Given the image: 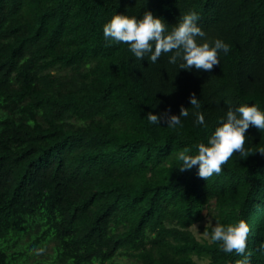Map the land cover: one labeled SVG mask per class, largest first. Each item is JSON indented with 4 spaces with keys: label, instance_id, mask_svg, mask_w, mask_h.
I'll return each mask as SVG.
<instances>
[{
    "label": "trees",
    "instance_id": "obj_1",
    "mask_svg": "<svg viewBox=\"0 0 264 264\" xmlns=\"http://www.w3.org/2000/svg\"><path fill=\"white\" fill-rule=\"evenodd\" d=\"M144 11L169 30L196 11L202 40L231 49L188 71L105 40L114 14ZM244 103L264 109V0H0V264H238L210 241L213 225L203 239L191 228L212 210L250 225L247 257L264 264V156L234 153L206 179L174 159ZM181 105L182 126L147 119ZM246 138L264 145L255 127ZM49 244L53 260L29 262Z\"/></svg>",
    "mask_w": 264,
    "mask_h": 264
},
{
    "label": "clouds",
    "instance_id": "obj_2",
    "mask_svg": "<svg viewBox=\"0 0 264 264\" xmlns=\"http://www.w3.org/2000/svg\"><path fill=\"white\" fill-rule=\"evenodd\" d=\"M198 19L199 14L196 11L186 12L169 30L166 22L161 17L153 15L151 11H144L139 17L116 13L103 24V36L109 43L127 44L129 51L139 60L147 58L148 61L156 63L162 53H170L168 62L177 65L178 69L191 71L195 68L209 71L220 63V53L226 55L231 45L221 38L210 42L202 40L206 34L198 26ZM189 102L197 110L194 112V123L205 125V116L199 111L200 100L194 93L190 94ZM188 116V107L181 105L178 114L172 113L169 107L159 113L148 112L147 119L154 125L163 124L175 128L182 126V117ZM250 126L260 132L264 131V109L255 103L239 104L235 108L228 107L218 125L207 137V141L199 142L195 146V152L192 148L185 147L174 153L178 169L185 171L196 166V174L206 179L214 173L219 174L222 165L234 153L240 159L257 152L264 156V145L256 144L255 148L245 147L246 132ZM250 230V225L244 219L229 224L215 220L210 241L219 242V247L225 253L235 251L244 255V259L238 264H250L246 254ZM260 250L264 251V242L261 243Z\"/></svg>",
    "mask_w": 264,
    "mask_h": 264
},
{
    "label": "rangeland",
    "instance_id": "obj_3",
    "mask_svg": "<svg viewBox=\"0 0 264 264\" xmlns=\"http://www.w3.org/2000/svg\"><path fill=\"white\" fill-rule=\"evenodd\" d=\"M215 215H216V211L212 210L209 212V214L206 216L204 220L194 224L191 227L192 230L195 232V234L200 239L207 238L209 236V233L207 231V226L213 225L215 223V220H217ZM28 240H29L28 237H26L23 240L22 245H24L25 242H27ZM53 253H54V250L52 249V244H49L43 252L38 253L37 257H30L29 262L32 263L36 261V259L53 260ZM195 259L199 261L200 263H205L209 260V257L208 256H202V257L195 256Z\"/></svg>",
    "mask_w": 264,
    "mask_h": 264
}]
</instances>
